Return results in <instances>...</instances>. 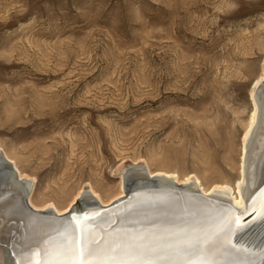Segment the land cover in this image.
Returning <instances> with one entry per match:
<instances>
[{
    "label": "rangeland",
    "instance_id": "374dc122",
    "mask_svg": "<svg viewBox=\"0 0 264 264\" xmlns=\"http://www.w3.org/2000/svg\"><path fill=\"white\" fill-rule=\"evenodd\" d=\"M263 61L264 0H0V151L57 205L133 164L234 181Z\"/></svg>",
    "mask_w": 264,
    "mask_h": 264
},
{
    "label": "bare ground",
    "instance_id": "6f19581e",
    "mask_svg": "<svg viewBox=\"0 0 264 264\" xmlns=\"http://www.w3.org/2000/svg\"><path fill=\"white\" fill-rule=\"evenodd\" d=\"M250 103L234 181L215 165L202 175L220 178L205 185L204 176L180 178L165 163L153 172L133 164L121 173L117 195L104 200L90 187L57 205L34 199V179L19 168L14 149L1 150L0 264H264V226H254L253 235L232 223L264 213V61ZM229 150L223 163L231 168ZM193 237L211 243L188 247Z\"/></svg>",
    "mask_w": 264,
    "mask_h": 264
},
{
    "label": "snow or ice",
    "instance_id": "6c2138e0",
    "mask_svg": "<svg viewBox=\"0 0 264 264\" xmlns=\"http://www.w3.org/2000/svg\"><path fill=\"white\" fill-rule=\"evenodd\" d=\"M242 218L241 217H236L233 219L232 223L235 225V230L238 232H242L244 233L245 230H247L248 232L252 233L253 235L254 233V226H264V213L261 214L260 217H257L256 220H250V221H245V222H241ZM247 234V233H246ZM142 239L141 240H132L129 243V247L131 248H135L137 246H139L142 243ZM188 247H203L206 244H210L211 243V238H209L206 241H200L198 240L196 237H193L189 240H186L184 242ZM233 247H235V245H233ZM85 249L84 247V242H81V252H83ZM237 250H244V251H248V249L246 248H241V249H237ZM264 251V250H262ZM33 264H39V262H33ZM82 264V262H81ZM203 264V262H202Z\"/></svg>",
    "mask_w": 264,
    "mask_h": 264
},
{
    "label": "water",
    "instance_id": "95a60500",
    "mask_svg": "<svg viewBox=\"0 0 264 264\" xmlns=\"http://www.w3.org/2000/svg\"><path fill=\"white\" fill-rule=\"evenodd\" d=\"M76 209H77L78 211H81L80 209H78V207H76ZM254 214H255V213H254ZM254 214L251 213V214L247 215L246 217H244V218L242 219V222L250 221V220L252 219V217L254 216ZM80 217H82V216L79 215V218H80Z\"/></svg>",
    "mask_w": 264,
    "mask_h": 264
}]
</instances>
